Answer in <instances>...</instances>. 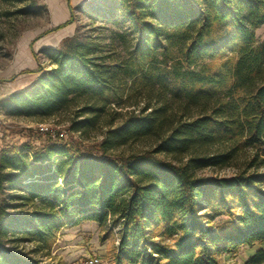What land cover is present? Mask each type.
<instances>
[{
    "label": "trees",
    "instance_id": "1",
    "mask_svg": "<svg viewBox=\"0 0 264 264\" xmlns=\"http://www.w3.org/2000/svg\"><path fill=\"white\" fill-rule=\"evenodd\" d=\"M99 6L85 10L103 22L96 32L44 49L50 67L3 104L40 119L75 108L73 132L138 105L94 151L140 139L154 146L101 159L63 138L3 144L0 264H44L9 243L49 250L62 228L84 220L115 230L111 264H222V254L264 241V39L256 37L264 0ZM236 160L229 176L199 172ZM262 263L259 248L244 264Z\"/></svg>",
    "mask_w": 264,
    "mask_h": 264
},
{
    "label": "rangeland",
    "instance_id": "2",
    "mask_svg": "<svg viewBox=\"0 0 264 264\" xmlns=\"http://www.w3.org/2000/svg\"><path fill=\"white\" fill-rule=\"evenodd\" d=\"M0 0V147L6 143L21 144L31 142L39 145L44 140L60 139L78 144L82 152L92 151L101 159L114 156H128L152 149L154 144L145 139L117 143L107 149L106 154L94 151V145L105 141L108 131L120 125L132 113H138V105H125L117 108L115 114L109 110L104 117L113 123H98L82 132H73L71 120L75 108H69L60 114L40 119L13 114L3 104L10 93L24 89L28 82L41 72L40 68L50 67L43 49L44 42L61 41L76 32L95 31L102 21L92 24L89 14L91 8L100 7L101 0ZM114 27L117 26L112 24ZM96 32V31H95ZM259 41L264 39V23L256 29ZM58 45V46H59ZM145 97V98H144ZM147 96H139V106ZM44 124L49 132L41 133L39 126ZM63 131L67 132V135ZM153 144V145H152ZM159 156L173 160L170 154ZM237 160L233 165L222 168H205L199 172L205 175L229 176L237 172ZM104 227L92 220H84L62 228L49 250H40L33 241L20 239L10 242L27 257L40 259L44 264H79L80 260L92 255L102 259L101 264H111V251L116 245L117 234H107ZM259 248H264V241L252 246H241L236 251L220 256L222 264H244ZM264 264V263H262Z\"/></svg>",
    "mask_w": 264,
    "mask_h": 264
},
{
    "label": "built area",
    "instance_id": "3",
    "mask_svg": "<svg viewBox=\"0 0 264 264\" xmlns=\"http://www.w3.org/2000/svg\"><path fill=\"white\" fill-rule=\"evenodd\" d=\"M38 129L43 134L49 132L48 127L45 126L44 124H41ZM63 132L65 134H62V135H67V132L66 131H63ZM101 263H102V259L98 255L88 256L86 258H83L79 262V264H101Z\"/></svg>",
    "mask_w": 264,
    "mask_h": 264
},
{
    "label": "crops",
    "instance_id": "4",
    "mask_svg": "<svg viewBox=\"0 0 264 264\" xmlns=\"http://www.w3.org/2000/svg\"><path fill=\"white\" fill-rule=\"evenodd\" d=\"M85 0H81V2H79V4L80 3H83ZM58 45L59 44H57V42H44V43H42L41 44V46L39 47V48H41V49H46V48H56V47H58ZM50 66V65H49ZM41 72H36V74H35V76L28 82V84L25 86V88L26 87H28L29 85H31L34 81H35V79L37 78V76L40 74Z\"/></svg>",
    "mask_w": 264,
    "mask_h": 264
}]
</instances>
